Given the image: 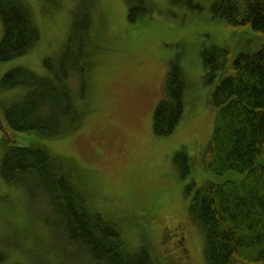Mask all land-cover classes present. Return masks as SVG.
<instances>
[{
  "label": "rangeland",
  "instance_id": "rangeland-1",
  "mask_svg": "<svg viewBox=\"0 0 264 264\" xmlns=\"http://www.w3.org/2000/svg\"><path fill=\"white\" fill-rule=\"evenodd\" d=\"M148 1L151 13L130 22L125 0H98L83 91L77 76L68 78L81 113L77 125L58 137L32 132H19L17 137L22 143L42 144L61 157L90 208L120 227L130 249L146 244L153 264H205L204 234L188 216L190 199L205 183L239 182L244 173L217 174L202 166L215 110L207 102L209 87L203 81L200 51L216 45L234 56L246 44L256 48L260 42L213 17V0H195L200 5L196 10L169 0ZM26 2L40 37L26 54L0 61V77L15 66L45 74L42 59L60 51L68 35L75 0H59L56 7L42 0ZM173 59L186 74L185 103L173 132L160 137L153 133L152 113ZM22 92L21 87L0 90V137L3 131L12 132L3 107ZM179 150L189 157L184 175L173 165V154ZM2 151L0 145V157ZM46 216L45 201L29 202L23 188L0 176V245L7 253L0 264H46L44 259L49 264H74L71 256L64 255L65 241L52 236ZM177 222L185 224L180 242L176 234L181 229H174ZM183 249L190 255L187 262L181 257ZM76 260L90 264L83 254Z\"/></svg>",
  "mask_w": 264,
  "mask_h": 264
},
{
  "label": "trees",
  "instance_id": "trees-1",
  "mask_svg": "<svg viewBox=\"0 0 264 264\" xmlns=\"http://www.w3.org/2000/svg\"><path fill=\"white\" fill-rule=\"evenodd\" d=\"M42 1L49 7L59 4V0ZM125 1L130 22L152 11L148 0ZM169 1L189 10L200 9L195 0ZM97 2L75 0L62 49L42 59L45 74L15 66L0 77V90L23 89L3 107L12 132L3 131L0 137V176L5 183L23 188L29 202L45 201L46 224L53 237L65 241L64 255L71 256L69 260L79 264L76 258L83 254L90 264H153L147 245L130 249L120 227L90 208L61 157L42 144L22 143L17 137L19 132L58 137L77 125L81 114L68 78L77 76L83 91ZM210 10L229 29L249 33L260 43L256 48L248 43L234 56L216 45L200 51L203 81L211 87L207 102L215 110L203 166L212 173L233 170L244 177L239 182L199 186L188 214L204 234L205 264H264V0H213ZM0 24V61L26 54L40 37L26 0H0ZM186 86L180 62L169 61L162 96L153 111L156 136H167L175 129L182 117ZM188 159L182 150L174 153L173 165L180 175L189 171ZM6 258L0 245V263Z\"/></svg>",
  "mask_w": 264,
  "mask_h": 264
},
{
  "label": "flooded vegetation",
  "instance_id": "flooded-vegetation-1",
  "mask_svg": "<svg viewBox=\"0 0 264 264\" xmlns=\"http://www.w3.org/2000/svg\"><path fill=\"white\" fill-rule=\"evenodd\" d=\"M184 228H185V224L183 222H177L176 225H175V227H174V229H181V232H179L178 234H176L177 236H179L178 239H177L178 242H180V240L183 239L182 233L184 234ZM181 254H182L181 257H182V259L185 262H187L190 259V255L188 254V251H186V249H183L181 251Z\"/></svg>",
  "mask_w": 264,
  "mask_h": 264
}]
</instances>
